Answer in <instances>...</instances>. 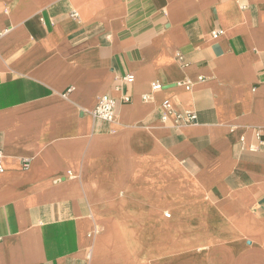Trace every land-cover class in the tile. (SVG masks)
I'll return each instance as SVG.
<instances>
[{
    "label": "crops",
    "instance_id": "obj_1",
    "mask_svg": "<svg viewBox=\"0 0 264 264\" xmlns=\"http://www.w3.org/2000/svg\"><path fill=\"white\" fill-rule=\"evenodd\" d=\"M0 156V264H264V0H0Z\"/></svg>",
    "mask_w": 264,
    "mask_h": 264
},
{
    "label": "built area",
    "instance_id": "obj_2",
    "mask_svg": "<svg viewBox=\"0 0 264 264\" xmlns=\"http://www.w3.org/2000/svg\"><path fill=\"white\" fill-rule=\"evenodd\" d=\"M72 17L77 18V14L75 12L72 13ZM224 35L223 30L214 31L210 34L211 39L216 40L220 36ZM177 60L183 63V57L178 54ZM125 83L130 84L133 82V75H127L122 79ZM162 86L158 83H155L151 87V91H156L160 89ZM186 88L189 89L190 85L187 84ZM71 89H69L67 92H70ZM65 96V95H64ZM149 95L142 96V100H148ZM128 97H123V103L129 102ZM161 113H160V120L167 124L169 123V126L171 128H174L176 130L181 129L182 127L186 126H194L197 124V116L194 112L184 111L179 112L175 110L169 101L163 102L161 105ZM94 119H100L105 121L108 124H111L115 121L116 115H117V103L114 99L107 95L100 96L96 102V105L92 110L88 112ZM0 162H1V156H0ZM26 167V164L23 165ZM166 218H169V214L164 215Z\"/></svg>",
    "mask_w": 264,
    "mask_h": 264
}]
</instances>
